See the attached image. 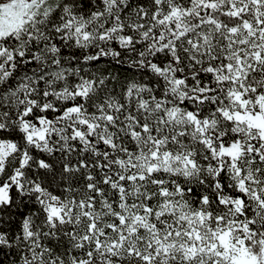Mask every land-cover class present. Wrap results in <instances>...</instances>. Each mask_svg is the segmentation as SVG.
Listing matches in <instances>:
<instances>
[{"label":"snow or ice","instance_id":"1","mask_svg":"<svg viewBox=\"0 0 264 264\" xmlns=\"http://www.w3.org/2000/svg\"><path fill=\"white\" fill-rule=\"evenodd\" d=\"M0 253L264 264V0H0Z\"/></svg>","mask_w":264,"mask_h":264},{"label":"trees","instance_id":"2","mask_svg":"<svg viewBox=\"0 0 264 264\" xmlns=\"http://www.w3.org/2000/svg\"><path fill=\"white\" fill-rule=\"evenodd\" d=\"M12 259H14V257L11 254L5 255L4 253H0V260H3L4 264H8Z\"/></svg>","mask_w":264,"mask_h":264}]
</instances>
